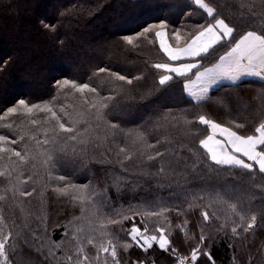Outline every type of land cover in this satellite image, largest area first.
<instances>
[{"label":"trees","instance_id":"1","mask_svg":"<svg viewBox=\"0 0 264 264\" xmlns=\"http://www.w3.org/2000/svg\"><path fill=\"white\" fill-rule=\"evenodd\" d=\"M205 3L214 7L213 17L193 0H0V116L21 99L29 104L52 101L63 105L74 119L85 121L78 127L81 131L87 128L86 135L91 138L86 151L75 157L71 151L67 156L55 152L53 166L45 164L42 156L29 160L12 173L11 185L0 177V195L5 196L0 201L4 217L0 226L5 234L12 233L6 245L11 264H69L67 255L76 251L74 232L90 256L96 248L86 244L89 238L96 244L113 238L121 264H175L195 248L199 251L194 264H264V216L259 215L264 210V174L258 168L250 173L212 162L199 143L209 134L208 126L198 121L200 115H205L240 135L255 134V128L264 121V80L224 83L211 89L210 100L198 103L184 87L192 74H172L165 85L159 84L163 70L152 65L169 61L155 37L159 29L149 33L148 39H134L132 45L123 40L124 36L135 37L144 27L163 22L167 25V40L181 47L198 25L223 19L234 32L206 56L195 58L205 67L216 62L247 31L264 32V0ZM249 5H254L256 16L249 11ZM177 30L181 35L179 42L174 35ZM14 42L30 44L27 49L31 53L22 57L24 46L10 44ZM20 57L24 62L19 64ZM101 67L129 79H141H133L131 85L116 81L125 89L117 94L102 84L108 79L107 73L94 75ZM64 79L97 87L101 96H115L105 109L108 123L95 119V109L89 111L80 93L65 90L58 94L56 83ZM84 95L90 103L93 94L86 90ZM43 115L36 113L35 118L42 119ZM28 120L23 111L0 120V135L9 140L25 135L24 141L11 145L17 150L40 127ZM232 122L245 126L236 128ZM8 124L12 127H5ZM110 124H117L118 128L112 129ZM140 134L155 148L141 144ZM43 138L42 134L38 136ZM120 148H125L132 158L124 160L125 153H120ZM156 151L165 155L148 161L147 155ZM21 170L23 176H19ZM61 175L66 181L57 179ZM18 176L25 183H18ZM65 183L88 188L74 189L70 195L62 196L55 189ZM13 186L31 195L21 197L9 190ZM216 191L239 197L249 219L250 214H257L255 227L247 233L238 227L234 235L231 228L240 224L238 216L221 204L210 206L207 198H194V194L207 197ZM72 194L84 199L73 200ZM95 201L100 202L105 216L121 220L108 226L110 237L101 235L99 221L92 215ZM160 207L170 210L159 216L143 214ZM205 211L209 213L208 221L202 215ZM137 212L140 214L134 216ZM123 215L129 219L123 220ZM75 217L80 219L74 221ZM134 222L142 230L146 225L148 235H159L156 229H165L171 241L169 250H161L155 243L147 251L138 247L128 236ZM77 228L81 231L76 232ZM201 235L205 237L203 242ZM124 242L132 244L127 251L121 247Z\"/></svg>","mask_w":264,"mask_h":264},{"label":"snow or ice","instance_id":"2","mask_svg":"<svg viewBox=\"0 0 264 264\" xmlns=\"http://www.w3.org/2000/svg\"><path fill=\"white\" fill-rule=\"evenodd\" d=\"M194 3L202 8L209 17L214 16L215 9L205 0H194ZM241 7H245L244 3H241ZM254 5H249V11L253 16L257 13L252 11ZM261 14H264L262 12ZM167 25L165 23L153 24L144 27L143 30L133 36H124L123 40L128 44L132 45L134 39H139L144 37L148 39V34L152 33L154 29H165ZM197 31L194 34L190 33L189 38L185 42L183 47L177 46L172 47L166 43L164 40L165 32L157 30L155 31V37L159 40V46L161 50L165 53L170 61L178 62L184 59H192L195 57L206 56L211 49H213L217 44L223 41L225 38H231L234 29L230 27L223 19H215L214 23L208 24L207 26L198 25ZM175 38L177 42L180 41L181 35L179 30L175 33ZM151 42V41H149ZM156 69H163L164 72L169 73L167 75H161L159 78V84L165 85L173 77L170 74H175L176 76L187 77L189 73H192L193 69H197L194 73L195 81L189 80L188 83L184 85L185 89H189L193 84H198V92L190 93L194 96L196 101L205 102L210 100L208 96L209 86L221 77H228L235 80L237 78V73H244L249 75H256L264 80V32L257 31H247L244 33L235 43L226 51L223 55L219 56L216 63L212 64L210 67H203L199 62L197 63H156L152 65ZM203 68V70H199ZM100 73H107L108 79L102 81V84H106L111 87V89L117 94L125 92V89L116 84V81H122L131 85L133 79L139 80L140 76L133 77L129 79L125 75H121L117 72H110L106 68H99L94 75L99 76ZM56 87L59 92H64L65 90H72L76 93L81 94V98L84 100L85 104L89 105V111L95 109L92 113L97 121H107V113L105 109L109 107L112 100L115 99L113 95L101 96L98 92L97 87H92L88 83H78L75 80L64 79L62 81H57ZM87 93L93 94L92 100L89 103L88 99L85 97V91ZM56 98L53 97V100ZM58 109V110H57ZM23 111V114L29 117L28 122L33 125H40L39 128L35 129L33 134L28 137V142L23 144L21 150L11 147V145L18 144L19 141L25 140V135H20L18 139L9 140L8 136L0 135V177H4L8 184H12V173L18 169H22L23 166L29 163V160H36L38 156L44 157V163L53 166L56 162L54 153L59 152L60 154L67 156L68 152L71 151L73 157L79 153H83L87 149V145L91 142V138L87 137L88 129L85 128L81 131L78 125L82 120L74 119L72 114L67 112L63 105L57 106L52 101L43 102L40 104H29L25 100L21 99L13 107H9L3 116H0V120L8 117L10 115H15ZM36 113H43L42 119L35 118ZM167 117H165L166 119ZM198 121L202 125L208 126L210 134L199 141L200 145L206 150L209 158L216 165L228 166L229 168H240L245 169L248 172H253L254 168H258L259 173L264 174V121L260 122L255 128V134L253 135H240L236 131H233L231 127H225L220 123L215 122L207 118L205 115H200ZM235 123V122H232ZM245 125L242 123H235L236 128H243ZM5 127L11 128L12 125L8 124ZM112 129L118 128L117 124H110ZM43 135V139H38L39 135ZM217 135L222 137V139H217ZM138 140L141 144H146L147 148H155L153 144H147L146 138L143 134L138 136ZM34 142V143H32ZM70 142H76L75 144ZM159 143V141H157ZM47 145H52L51 149L45 147ZM79 145V149L77 147ZM120 153H125L124 160L131 159V153H127L125 148H120ZM141 156L144 155L143 151L140 152ZM165 154L156 151L155 154L147 155V160L152 161L158 157H163ZM15 157L16 159H13ZM245 157L247 159H242ZM123 163V161H121ZM35 167V165H32ZM165 171L163 164L161 165L160 172ZM24 172L21 170L19 176H23ZM18 183H25L19 180ZM32 177L29 176L28 179ZM59 181H66V177L61 175L58 176ZM88 185H76L72 183H65L63 187L55 189L62 196H68L71 190H87ZM14 192H18L21 197L26 195H31V192H27L19 187L13 186ZM35 189H33L34 191ZM71 198L73 200H83L84 197H77L72 194ZM195 199H209L210 206L212 204H221L225 206L230 214H234L239 217L240 224L231 228V232L235 235L237 234V228L243 227L245 233L249 232L256 225L257 214H250L243 209V201L239 197H227L226 194L222 195L220 192L216 191L214 193L208 194L207 197L197 196L194 194ZM5 200V196L0 195V201ZM94 208L92 215L96 217L99 221V227L102 236H111V233L107 231L109 225L118 224L121 222L119 219H113L111 217L105 216L101 211V204L98 201L93 202ZM191 207V205H189ZM170 209L160 207L159 210L145 211L143 214L146 216H159ZM2 209H0V225H3L4 217L2 215ZM85 209L82 207L81 212ZM140 213H134L139 215ZM116 215H121L117 213ZM204 220H209V213L207 211L202 213ZM215 215V213H213ZM259 215L264 216V210H262ZM133 216V220H134ZM219 218V217H217ZM80 217H75V220H79ZM123 220H128L129 216L123 215ZM246 219L248 220L245 223ZM73 223V222H70ZM225 225H221L224 227ZM81 231V229H76V232ZM156 231L159 235H147L148 228L145 225L143 231L133 223L128 236L131 238L135 244L147 251L152 248L153 243L157 244L161 250L168 251L171 241L165 234V229L157 228ZM12 233L8 232L5 234L3 232V227L0 226V264H11L9 257L6 253V245L10 239ZM65 235H68L66 232ZM139 236V239L137 237ZM72 239L75 243V254L67 255L66 260L69 264H99L100 254L104 253L110 255L114 261V264H120L117 259V243L113 238H109L106 243L101 242L96 244L93 238H89L87 243L93 245L96 248V255L90 256L85 252L83 243L77 238L75 232L72 235ZM205 239L204 235L200 236L201 242ZM142 241V242H141ZM121 247L127 251L132 247L131 243L124 242ZM176 252V249H172ZM199 249L195 248L191 252V261L194 262L198 259L197 253ZM205 255H208L205 253ZM180 264H184V261L188 260V257H181ZM209 259L211 256L209 255ZM104 264H107L105 259ZM135 264H143V262H135Z\"/></svg>","mask_w":264,"mask_h":264},{"label":"crops","instance_id":"3","mask_svg":"<svg viewBox=\"0 0 264 264\" xmlns=\"http://www.w3.org/2000/svg\"><path fill=\"white\" fill-rule=\"evenodd\" d=\"M194 1V0H193ZM215 21L211 22V23H214ZM209 23V24H211ZM160 31H164L165 32V36H164V40L166 41V43L170 46H172L170 44V42L167 40V35H166V30L165 29H159ZM158 40V39H157ZM158 43H159V40H158ZM184 46V45H183ZM181 46V47H183ZM173 47V46H172ZM161 49V48H160ZM163 52V51H162ZM164 53V52H163ZM168 58V57H167ZM196 58V57H195ZM195 58H192V59H184V60H181V61H178V62H173V61H168V63H172V64H176V63H197L195 61ZM218 61V60H217ZM194 70V69H193ZM199 70H203V68L199 69ZM165 74H169V73H166ZM172 75V74H170ZM175 75V74H174ZM237 78L235 80L233 79H230L228 77H221L219 79H217L216 81H214L210 86H209V91H208V95L209 93L211 92V89H214L216 88L217 86L219 85H222L224 83H237V81H240V80H243V79H250V78H258V79H261L260 77L256 76V75H249V74H244V73H237ZM195 78V77H194ZM195 81V80H193ZM198 89H199V86L198 84H193L189 89H185V91L188 93V95L194 99L196 101V99L194 98V96L190 95V93H194V92H198ZM207 137V136H206ZM205 137V138H206ZM217 139H222V137H220L219 135H217L216 137ZM204 139V138H203ZM242 159H245L247 161V159L245 157H241ZM159 247V246H158Z\"/></svg>","mask_w":264,"mask_h":264},{"label":"rangeland","instance_id":"4","mask_svg":"<svg viewBox=\"0 0 264 264\" xmlns=\"http://www.w3.org/2000/svg\"><path fill=\"white\" fill-rule=\"evenodd\" d=\"M203 10V9H202ZM215 21V20H214ZM211 23V22H210ZM209 24V23H208ZM0 29H2V24L0 23ZM14 29H16V28H14ZM29 29H30V27H29ZM16 33H18L19 35H22L23 33H20L19 32V30H17V32ZM169 41V40H168ZM225 41H227V39H225ZM11 45H20V46H24V50H23V52L21 53L22 55V57L24 56H27V55H29L31 52L27 49L29 46H30V44H27V43H23V45H22V43H10ZM10 44H8L7 43V48H9V45ZM25 44H27V45H25ZM173 47H177V45L175 46V45H172ZM35 47V46H34ZM36 48H38V47H36ZM23 49V48H22ZM36 50H40L39 48L38 49H36ZM35 50V51H36ZM229 50V48L228 49H226V50H224V53L226 52V51H228ZM223 53V54H224ZM22 57H20L19 59V64H20V62L21 61H23L24 62V60L22 59ZM167 57V56H166ZM219 59V58H218ZM196 61V60H195ZM196 62H199L200 63V60H197ZM217 62V61H216ZM216 62H214V63H216ZM166 63H168V62H166ZM214 63H212V64H214ZM212 64H210L209 66H205V67H210V66H212ZM201 69V68H200ZM163 70V69H162ZM197 71V69H194V70H192V73H189V74H192V77H190V78H188L186 81H185V83L184 84H186V83H188L189 82V80H191V81H193V80H195V75H194V73ZM163 75H166L165 74V72H164V70H163ZM30 78V77H29ZM26 79H28L27 77H26ZM28 80H30V79H28ZM227 127V126H226ZM208 131H209V134H210V130H209V128H208ZM208 134V135H209ZM207 135V136H208ZM205 138V137H204ZM246 161V160H245ZM247 162V161H246ZM132 227V226H131ZM131 227H130V229H131ZM140 228V227H139ZM130 229H129V231H130ZM141 229V228H140ZM3 231H4V228H3ZM141 231H143L142 229H141ZM148 235V234H147ZM149 235H154L152 232L149 234ZM137 239H139V236L137 237ZM142 242V241H141ZM86 244H88L87 242H86ZM59 245H61V244H59ZM62 246H64V248H66V249H70L71 248V250L73 249L74 250V247H70V245H62ZM117 246H118V244H117ZM68 249V250H69ZM96 255V252L94 253V255L93 256H95ZM105 259L107 260V264H112V262H114L113 261V259H112V257L110 256V255H107V254H104V253H101L100 254V261H99V264H104V261H105ZM117 259L120 261V258H118V255H117ZM120 264H121V262H120Z\"/></svg>","mask_w":264,"mask_h":264},{"label":"built area","instance_id":"5","mask_svg":"<svg viewBox=\"0 0 264 264\" xmlns=\"http://www.w3.org/2000/svg\"><path fill=\"white\" fill-rule=\"evenodd\" d=\"M186 257H188V260L184 261V264H193V262L191 261V256H186ZM175 264H180V260H179V262H177Z\"/></svg>","mask_w":264,"mask_h":264}]
</instances>
